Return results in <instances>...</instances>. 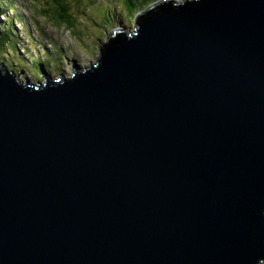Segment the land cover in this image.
Segmentation results:
<instances>
[{"label":"water","instance_id":"water-1","mask_svg":"<svg viewBox=\"0 0 264 264\" xmlns=\"http://www.w3.org/2000/svg\"><path fill=\"white\" fill-rule=\"evenodd\" d=\"M74 74L0 64V264H262L264 0H161Z\"/></svg>","mask_w":264,"mask_h":264},{"label":"rangeland","instance_id":"rangeland-1","mask_svg":"<svg viewBox=\"0 0 264 264\" xmlns=\"http://www.w3.org/2000/svg\"><path fill=\"white\" fill-rule=\"evenodd\" d=\"M17 1L20 4L14 3L13 6L19 10L15 12L22 14L27 13V10H25L23 6L27 3H31V1ZM49 1L52 2V0ZM69 1L74 8L73 10L79 13L86 10L87 12L85 13H90L91 15H93V17L96 16L101 20L104 17L106 18V15L111 12L110 14H112L111 17L113 19H115L117 22H120L121 20L120 24H116L117 26L114 27L111 26L113 24L112 22H107V26H109L113 30L124 28L126 30L132 31L133 29H135L136 19H132L134 9L136 10V8H138L137 11L140 10V14L143 11L142 9L144 8H141L140 3L128 7L129 5L127 6L124 0H83L82 2L80 0ZM38 3L46 4L42 0L38 1ZM148 4L150 6L151 2H149ZM52 6L53 4L51 3V8ZM42 7L44 6L36 8V10H39L41 15L39 21L43 22V27L46 29V33H48L51 37L45 36V40H43L40 37L41 35L39 33H36L35 31H33V36H30L32 35L31 33L29 36H27L24 31L21 32V30H17L18 28H16V26H13L12 39L11 35H8L9 44L4 46V50L7 54H5V57L4 55L0 56V64L3 67L8 69L9 66V69L12 68L10 70H17L15 71L16 74L14 73V75L18 80L24 81L29 79L34 84H38V80H41L40 82L42 83L46 81V73L50 74L53 78H59L62 74L70 76L74 74L75 65H81L84 67L91 64L92 61H96L97 57L100 56V47L103 45V41L108 40V35L110 34H107L105 30H101V28L99 27L92 26L91 29H88L86 21L84 19H80L81 21H78L79 29H81L82 34L85 37H90V41H88V43L86 44V41L84 39L85 37L83 39H79L76 35L72 34L65 25L56 23L54 19L51 18V15H49L48 13H46L47 15H45L41 11ZM87 7H89L90 9ZM147 8L145 7V9ZM2 11H0V31H5L9 29L6 26L8 25L7 19H5V15H9V12L8 10H5L4 12ZM12 24H16V22L13 21ZM19 26L23 27V24H17V27ZM30 27L32 29V26ZM58 47H62L61 51L58 50ZM10 52L11 55H13V60L17 61L18 64H10ZM5 62L9 63V65L5 64ZM38 66H40V69L37 68ZM262 264H264V261L262 262Z\"/></svg>","mask_w":264,"mask_h":264},{"label":"trees","instance_id":"trees-1","mask_svg":"<svg viewBox=\"0 0 264 264\" xmlns=\"http://www.w3.org/2000/svg\"><path fill=\"white\" fill-rule=\"evenodd\" d=\"M80 1H83V0H80ZM124 1H125V4L127 6L129 4L128 7H131V6L136 5L137 3H140L141 8L144 7L142 10H144L145 7L146 8L151 7V5H153L157 1H161V0H124ZM149 2H151L150 6L148 4ZM51 3L53 4L52 8L49 9L51 11V13L48 9H47V13L49 15H51V18H53L56 23L65 25L67 27V29H69L71 31V33L76 35L79 39H83L85 37L82 34L81 29H79V27H78V25H79L78 21L80 19H84L86 21V25H87L88 29H91L92 26L99 27V28H101V30L102 29L105 30L107 34L110 33L109 35L116 33V31L113 30L112 28H110L109 26H107V24H108L107 22H112L113 24L111 26H113V27L119 25L121 22V20H120V22L119 21L117 22L115 19H113L111 17L112 14H110L111 12L108 15H106V18L104 17L102 20L98 19L96 16L93 17V15H91L90 13H88V14L85 13V12H87L86 10L79 13V12L73 10L74 8L71 5V2L69 0H52ZM87 8H89V7H87ZM137 9L138 8H136V10L134 9V14L132 16V19L135 18L137 20V18L139 17L138 14H139L140 10L137 11ZM11 24H12V22H11ZM6 26L9 28L8 25H6ZM110 31H112V32H110ZM11 32H12V28H11V31L9 29H7L5 31H0V56L4 55V57H5V54H7L6 51L4 50V48H5L4 46L9 44L8 35H11V39H12L13 34ZM27 35H29V34H27ZM32 35H33V33H32ZM89 38H90L89 36H86L84 38L86 41V44L88 43V41H90ZM5 41H6V43H5ZM9 56H10V61H9L10 64L11 63H14V65L18 64L17 61L13 60V55H11L9 53ZM11 57H12V59H11ZM5 64L9 65V63H7V62H5ZM37 68L40 69V66H38ZM8 69H9V66H8ZM10 69H12V68H10ZM10 71L16 74L15 71H17V70H15V71L10 70Z\"/></svg>","mask_w":264,"mask_h":264},{"label":"bare ground","instance_id":"bare-ground-1","mask_svg":"<svg viewBox=\"0 0 264 264\" xmlns=\"http://www.w3.org/2000/svg\"><path fill=\"white\" fill-rule=\"evenodd\" d=\"M74 1V0H73ZM82 2V1H81ZM129 5V4H128ZM11 31V30H10ZM73 31V30H72ZM10 33V32H9ZM12 33V32H11ZM32 33H33V31H32ZM16 38V37H15ZM19 38V37H18ZM71 46V45H70ZM10 54H11V52H10ZM36 71V70H35ZM36 75V74H35ZM64 75H66V74H64ZM38 81H41V80H38ZM42 83V82H41ZM43 83H45V81L43 82Z\"/></svg>","mask_w":264,"mask_h":264},{"label":"clouds","instance_id":"clouds-1","mask_svg":"<svg viewBox=\"0 0 264 264\" xmlns=\"http://www.w3.org/2000/svg\"><path fill=\"white\" fill-rule=\"evenodd\" d=\"M124 29V28H123ZM126 30V29H125Z\"/></svg>","mask_w":264,"mask_h":264}]
</instances>
